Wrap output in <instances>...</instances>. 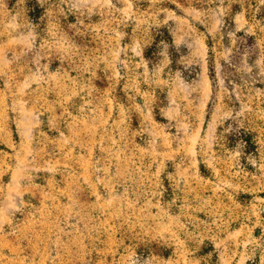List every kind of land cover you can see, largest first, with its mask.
Wrapping results in <instances>:
<instances>
[{"label": "rangeland", "instance_id": "obj_1", "mask_svg": "<svg viewBox=\"0 0 264 264\" xmlns=\"http://www.w3.org/2000/svg\"><path fill=\"white\" fill-rule=\"evenodd\" d=\"M0 264H264V0H0Z\"/></svg>", "mask_w": 264, "mask_h": 264}, {"label": "trees", "instance_id": "obj_2", "mask_svg": "<svg viewBox=\"0 0 264 264\" xmlns=\"http://www.w3.org/2000/svg\"><path fill=\"white\" fill-rule=\"evenodd\" d=\"M249 142H250V140H249ZM251 143V142H250ZM254 146V145H253Z\"/></svg>", "mask_w": 264, "mask_h": 264}]
</instances>
